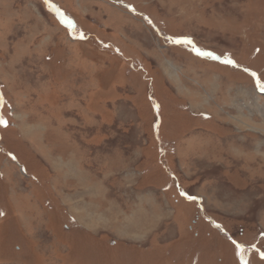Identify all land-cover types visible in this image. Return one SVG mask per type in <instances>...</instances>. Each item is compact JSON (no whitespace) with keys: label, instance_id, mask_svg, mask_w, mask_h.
Returning <instances> with one entry per match:
<instances>
[{"label":"rangeland","instance_id":"rangeland-1","mask_svg":"<svg viewBox=\"0 0 264 264\" xmlns=\"http://www.w3.org/2000/svg\"><path fill=\"white\" fill-rule=\"evenodd\" d=\"M0 120V264H264V0H0Z\"/></svg>","mask_w":264,"mask_h":264},{"label":"flooded vegetation","instance_id":"flooded-vegetation-1","mask_svg":"<svg viewBox=\"0 0 264 264\" xmlns=\"http://www.w3.org/2000/svg\"><path fill=\"white\" fill-rule=\"evenodd\" d=\"M254 77L256 76L255 74L253 75ZM255 84H256V87H258V83H257V80H255Z\"/></svg>","mask_w":264,"mask_h":264},{"label":"snow or ice","instance_id":"snow-or-ice-1","mask_svg":"<svg viewBox=\"0 0 264 264\" xmlns=\"http://www.w3.org/2000/svg\"><path fill=\"white\" fill-rule=\"evenodd\" d=\"M0 123H4V121L0 120Z\"/></svg>","mask_w":264,"mask_h":264}]
</instances>
